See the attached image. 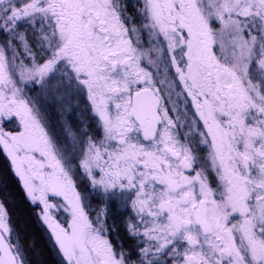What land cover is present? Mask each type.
Here are the masks:
<instances>
[{"label": "snow or ice", "instance_id": "snow-or-ice-1", "mask_svg": "<svg viewBox=\"0 0 264 264\" xmlns=\"http://www.w3.org/2000/svg\"><path fill=\"white\" fill-rule=\"evenodd\" d=\"M0 264H264V0H0Z\"/></svg>", "mask_w": 264, "mask_h": 264}, {"label": "trees", "instance_id": "trees-1", "mask_svg": "<svg viewBox=\"0 0 264 264\" xmlns=\"http://www.w3.org/2000/svg\"><path fill=\"white\" fill-rule=\"evenodd\" d=\"M31 227H32V230L35 232V238L38 239L41 235V230H40L39 224L38 223L32 224Z\"/></svg>", "mask_w": 264, "mask_h": 264}]
</instances>
